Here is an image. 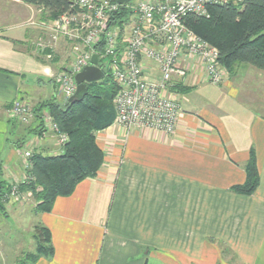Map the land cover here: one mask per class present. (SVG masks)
<instances>
[{"label": "crops", "instance_id": "0c3cea01", "mask_svg": "<svg viewBox=\"0 0 264 264\" xmlns=\"http://www.w3.org/2000/svg\"><path fill=\"white\" fill-rule=\"evenodd\" d=\"M44 13L20 0H0L5 185L25 181L24 150L63 153L53 132L37 129L40 120L22 124L8 116L16 101L35 107L55 94L49 77L63 65V54L53 63L37 59V32L26 26ZM184 66L190 67V90L177 96L182 114L175 134L113 124L96 136L104 153L97 177L58 197L50 213L33 210L54 248L52 257L35 264H264V73L245 66L216 86L197 66ZM252 153L260 184L252 195L236 193L233 188L246 183Z\"/></svg>", "mask_w": 264, "mask_h": 264}, {"label": "built area", "instance_id": "2783aa9c", "mask_svg": "<svg viewBox=\"0 0 264 264\" xmlns=\"http://www.w3.org/2000/svg\"><path fill=\"white\" fill-rule=\"evenodd\" d=\"M130 18L122 25L112 20L122 7L116 0H73V11L52 21H29L27 26L37 32L32 42L37 59L64 63L55 83L62 93V104L68 103L77 91L75 77L98 56L101 69L110 75L118 90L114 97V124L127 130L153 131L165 136L175 134L182 114V105L171 89L175 75L183 82L189 78L190 67L197 66L209 83L220 86L226 69L219 63V51L198 37L186 24L188 16L209 18L212 5L240 3L242 0H137ZM10 119L29 124L35 117L34 107L22 101L8 110ZM46 130L57 137L64 148L69 141L47 112L42 115ZM32 169L30 151L25 153ZM28 180L33 178L29 175ZM27 182V181H24ZM4 201L19 200L18 185Z\"/></svg>", "mask_w": 264, "mask_h": 264}, {"label": "trees", "instance_id": "16d2710c", "mask_svg": "<svg viewBox=\"0 0 264 264\" xmlns=\"http://www.w3.org/2000/svg\"><path fill=\"white\" fill-rule=\"evenodd\" d=\"M20 1L45 10L44 21L55 20L73 11V0ZM208 11L209 18L188 16L185 24L219 51L220 65L228 72L235 66H248L264 73V0L212 5ZM129 18L130 12L122 7L112 24L122 25ZM88 88V94L80 103L62 104L52 97L34 107L35 119L41 122L37 128L42 130L40 133L46 131L42 115L47 112L69 138L60 155L33 154L29 174L33 180L18 185L22 192L33 194L38 213H50L58 197L71 196L82 181L96 178L104 164V153L97 144L96 136L115 122L113 101L118 88L110 75H106L101 82L88 84ZM189 90V87L178 85L174 92L184 94ZM245 171L246 183L233 190L252 195L260 184L254 153ZM10 191L11 186L0 182V215L6 218L9 215L4 198ZM33 238L34 252L24 253L17 264H35L41 257L53 256L51 233L46 227L36 226Z\"/></svg>", "mask_w": 264, "mask_h": 264}, {"label": "rangeland", "instance_id": "374dc122", "mask_svg": "<svg viewBox=\"0 0 264 264\" xmlns=\"http://www.w3.org/2000/svg\"><path fill=\"white\" fill-rule=\"evenodd\" d=\"M137 0H133L130 3V6H128L127 10L131 12L135 6ZM16 12H18L17 9H15ZM40 20L45 19L44 14H35ZM36 17V18H37ZM119 21V20H118ZM29 20L26 22V26ZM194 66V65H193ZM245 66H235L232 71L227 70V77L236 78L237 74L240 73ZM61 68L58 67L55 70V73L52 74L49 78L54 82L55 86V94L54 98L58 102L61 103L63 97L61 91H59L58 84L55 83V78L58 76V71ZM203 73V71L201 70ZM191 73V72H190ZM253 74H249L250 77H252ZM190 76V74H189ZM205 76V73H204ZM206 77V76H205ZM208 81V80H207ZM174 84L176 86H185V82L180 78V76L175 75L174 77ZM175 86V87H176ZM175 87H173L171 90L174 92ZM47 93L52 94L53 92V85L47 84ZM179 95V93L174 92ZM45 101V100H43ZM181 102V101H180ZM29 106H32V104H29ZM114 105V101H113ZM115 110V106H114ZM116 114V111H115ZM25 153L28 152L24 150ZM30 151V150H29ZM24 153V154H25ZM30 153L33 155L32 151ZM25 159V160H24ZM24 159L22 160V166H23V174L25 176V181L29 182L28 176L30 174V171L26 169V166L28 165V158L24 155ZM19 179H14L13 182H9V185H19L20 184ZM21 197L19 200H8L5 201V206L8 208V211L10 210V217H4L0 215V264H17L18 260L23 256L24 253H32L35 250V227L38 226L36 223H34V217L33 210L35 209V199L33 197V194L28 191H21ZM7 212V211H6Z\"/></svg>", "mask_w": 264, "mask_h": 264}, {"label": "water", "instance_id": "95a60500", "mask_svg": "<svg viewBox=\"0 0 264 264\" xmlns=\"http://www.w3.org/2000/svg\"><path fill=\"white\" fill-rule=\"evenodd\" d=\"M121 6L129 4L133 0H117ZM105 73L101 69L98 61V56L94 55L91 64L87 66L82 72L76 75L77 91L70 99L71 104L80 103L88 94V84H94L103 81Z\"/></svg>", "mask_w": 264, "mask_h": 264}]
</instances>
